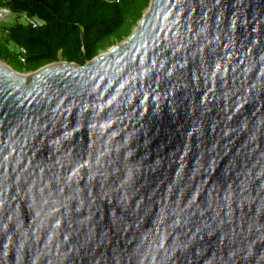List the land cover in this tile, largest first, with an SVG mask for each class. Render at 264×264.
Returning a JSON list of instances; mask_svg holds the SVG:
<instances>
[{"label": "water", "instance_id": "obj_1", "mask_svg": "<svg viewBox=\"0 0 264 264\" xmlns=\"http://www.w3.org/2000/svg\"><path fill=\"white\" fill-rule=\"evenodd\" d=\"M0 264H264V0H150L85 64L0 59Z\"/></svg>", "mask_w": 264, "mask_h": 264}, {"label": "trees", "instance_id": "obj_2", "mask_svg": "<svg viewBox=\"0 0 264 264\" xmlns=\"http://www.w3.org/2000/svg\"><path fill=\"white\" fill-rule=\"evenodd\" d=\"M150 0H0L32 22L0 23V59L15 70L34 71L64 60L90 61L99 50L124 39ZM9 44L17 50H11ZM25 50L22 62L19 48Z\"/></svg>", "mask_w": 264, "mask_h": 264}, {"label": "built area", "instance_id": "obj_3", "mask_svg": "<svg viewBox=\"0 0 264 264\" xmlns=\"http://www.w3.org/2000/svg\"><path fill=\"white\" fill-rule=\"evenodd\" d=\"M8 18H15V19H23L27 22H32V20H30L25 14H16L11 12L8 8L6 7H0V23L1 22H6L8 20ZM18 51L20 52L19 54V59L24 62L25 58H24V54H25V50L23 48H19Z\"/></svg>", "mask_w": 264, "mask_h": 264}, {"label": "rangeland", "instance_id": "obj_4", "mask_svg": "<svg viewBox=\"0 0 264 264\" xmlns=\"http://www.w3.org/2000/svg\"><path fill=\"white\" fill-rule=\"evenodd\" d=\"M146 9H147V8H146ZM146 9H145V10H146ZM145 10H144V11H145ZM15 21H16L15 18H8V20H7L6 22H2V23H5V24H7V25H11V24H13ZM19 21L23 22L24 24L27 23V21H25V20H23V19H20ZM125 38H126V37H125ZM125 38L122 39V40H120V41L113 42L112 44H109L107 48L99 50L98 54H101L102 52H104L105 50H107L108 48H110L112 45L122 43V42L125 40ZM9 48H10L11 50H17V48H16L14 45H12V44H9ZM17 71L20 72V73H22V74H28V73L32 72V71H27V70H21V71L17 70Z\"/></svg>", "mask_w": 264, "mask_h": 264}]
</instances>
